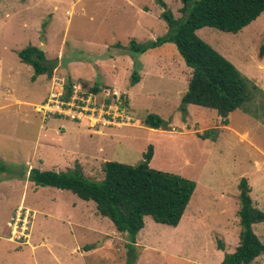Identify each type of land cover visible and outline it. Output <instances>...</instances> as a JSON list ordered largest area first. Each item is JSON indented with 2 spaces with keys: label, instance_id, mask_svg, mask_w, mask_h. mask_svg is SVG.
Listing matches in <instances>:
<instances>
[{
  "label": "rangeland",
  "instance_id": "1",
  "mask_svg": "<svg viewBox=\"0 0 264 264\" xmlns=\"http://www.w3.org/2000/svg\"><path fill=\"white\" fill-rule=\"evenodd\" d=\"M163 2L165 7L156 0H0V264H124L128 256L126 234L98 214L93 201L35 185L27 174L32 167L60 172L78 163L86 178L100 181L104 161L135 164L152 145L150 167L195 181L177 226L144 217L135 264H219L239 242L242 176L264 210V55L257 57L264 11L235 33L196 30L258 87L246 103L253 113L237 108L224 125L214 109L203 106L188 104L183 115L180 98L191 70L173 43L143 53L126 50L132 38L144 42L167 32L162 11L181 16L180 0ZM29 44L56 63L50 77L32 79L33 68L19 60L17 52ZM133 71L140 80L130 85ZM55 77L90 92L99 86L98 99L104 87L122 91L133 119L96 132L84 120L41 118L34 106L58 87ZM150 112L169 120L170 129L145 126ZM212 127L218 128L215 141L197 136ZM20 204L26 214L33 212L21 244L10 239L9 224ZM253 229L264 242V221ZM249 264H264V252Z\"/></svg>",
  "mask_w": 264,
  "mask_h": 264
},
{
  "label": "trees",
  "instance_id": "2",
  "mask_svg": "<svg viewBox=\"0 0 264 264\" xmlns=\"http://www.w3.org/2000/svg\"><path fill=\"white\" fill-rule=\"evenodd\" d=\"M156 1L165 7L163 0ZM180 1V17H174L168 10L161 12L167 24L165 34L144 42L132 38L126 50L143 53L167 42L174 44L191 70L187 89L180 98L184 116L188 104L214 109L224 125H228V115L237 108L253 113L246 103L251 100L252 91L256 93L258 87L250 85L248 78L231 61L203 41L196 30L209 26L235 33L264 11V0ZM117 45L121 47L119 43ZM17 55L21 62L33 68L32 79L44 73L50 77L56 67L55 62L47 59L45 51L35 45H26ZM263 55L264 44H261L257 52L258 59H262ZM139 80V74L133 71L130 85ZM70 84L68 82L64 86L66 96L71 92ZM91 90L95 94L99 86L95 85ZM125 104L128 106L127 100ZM142 122L150 128L169 130L171 127L169 120L152 112L147 113ZM217 129L212 127L196 134L201 139L215 141ZM152 155V145H148L142 159L135 164L106 160L102 164L103 178L100 181L86 178L78 163L72 169L60 172L32 167L27 174L28 179L37 186L69 190L83 200L93 201L98 214L107 217L116 231L127 236L128 256L124 264H135L138 257L136 236L144 226V217L150 216L157 223L177 226L196 186L192 179L150 167ZM237 188L239 242L232 252L223 254L219 264H249L264 252V242L253 229L255 223L264 221V210L255 205L246 177L239 179ZM218 246L223 250L221 243Z\"/></svg>",
  "mask_w": 264,
  "mask_h": 264
},
{
  "label": "built area",
  "instance_id": "3",
  "mask_svg": "<svg viewBox=\"0 0 264 264\" xmlns=\"http://www.w3.org/2000/svg\"><path fill=\"white\" fill-rule=\"evenodd\" d=\"M63 82V78L55 77L53 83L58 87L51 88L47 97L34 106L42 118L65 116L71 120H84L87 127L96 132L101 126L129 124L133 119V112L125 104L127 97L123 96L122 91L105 88L98 99L96 94L88 92L80 83L71 82V92L66 96ZM26 212L24 205H18L9 223L10 239L19 244L26 243L29 237L30 214L33 212L31 209L28 214Z\"/></svg>",
  "mask_w": 264,
  "mask_h": 264
},
{
  "label": "crops",
  "instance_id": "4",
  "mask_svg": "<svg viewBox=\"0 0 264 264\" xmlns=\"http://www.w3.org/2000/svg\"><path fill=\"white\" fill-rule=\"evenodd\" d=\"M72 79H73V78H72ZM188 80H189V79H188ZM100 88H101V87H100ZM185 91H186V90H185ZM185 91H184V92H185ZM184 92H183V93H184ZM183 93H182V94H183ZM182 94H181V96H182ZM40 117H41V116H40ZM219 117H220V116H219ZM41 118H42V117H41ZM60 126H62V128L65 127L64 123H61Z\"/></svg>",
  "mask_w": 264,
  "mask_h": 264
}]
</instances>
